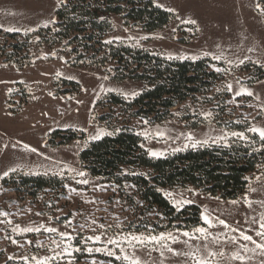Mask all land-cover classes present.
Wrapping results in <instances>:
<instances>
[{
  "label": "rangeland",
  "instance_id": "obj_1",
  "mask_svg": "<svg viewBox=\"0 0 264 264\" xmlns=\"http://www.w3.org/2000/svg\"><path fill=\"white\" fill-rule=\"evenodd\" d=\"M162 3L165 7L176 10L173 13V20L165 28L151 32L139 27L126 26L124 21L115 15L111 17L113 31L108 39L116 36L137 38L146 36L148 38L140 40L136 48L145 49L165 59H168L169 54L174 60L181 61L210 59L213 64L207 69L208 72L217 73L215 67H228L231 71L226 75L217 73L221 76V79L216 81L217 84L203 88L195 98L200 101L194 102L195 99L189 98L180 103L177 109L173 110L174 117L155 122L149 120L152 116L143 118L151 122L146 127L153 130L157 126L162 129H171L172 135L186 130H193L198 134L208 132L207 122H203L200 116H194L193 110L212 111L215 117L212 125L217 129L227 126L232 130L243 131L248 126V122L264 126V77L254 81L257 77L254 72L255 67H261L264 70V12L261 11L264 4L259 2L261 8H257V0H162ZM61 5L58 0H0V212L9 213L7 217L0 216V221H3L0 222V264H24L22 257L25 255L29 257L51 255L47 251L48 248L55 247L51 240L59 239L55 234L50 236L45 232L40 234L13 232L12 228L17 224L21 227L51 224L61 231L69 232L74 227L79 233L77 236L79 241L80 236L91 234L89 225L93 220L97 224L92 227H98L100 224L111 225L110 233L122 230L125 234L135 231L129 228L132 222L144 221L149 224L162 221L158 210L148 213L146 207L138 201L132 185L119 186L104 182L82 166V152L92 143L106 137L92 140L90 136L101 129L114 132L107 123L117 127L128 124L135 127L138 132L145 127L140 123L142 118L129 119L117 106L99 105L109 95H119L116 92L101 91L100 86L125 91L137 90L141 93L144 84L132 80L123 82L113 80L111 75L114 73V63L106 66L107 72L103 68L89 66L85 61L78 66L69 64L68 60L71 56L66 52L69 50L65 48L67 40L51 45L52 38L43 35V30L54 27L55 24H48L47 27L44 25L52 18L57 21V12ZM182 19H196L199 30L195 25L182 23ZM6 28H18L20 31L8 32L4 30ZM5 34H17L19 37L13 39ZM31 35L35 37L28 42L27 47L17 48L24 42L23 38ZM42 36L50 39H44ZM133 43L134 41L127 39L123 42L129 46ZM81 51L88 55L92 54L85 49ZM205 51L213 54L223 51L224 56L234 63L226 65L223 61H214L210 57L203 56ZM27 53L28 57L24 60L18 62L12 60V57L20 58ZM51 53L56 55L52 56ZM183 56L198 58H177ZM241 59L245 60L242 65L238 63ZM254 61L256 63H253ZM248 65L254 68H245ZM105 75L109 77L107 81L100 79ZM67 77H73V79ZM237 79L242 81L244 86L254 93V96L236 97L235 102L229 103V100L233 99V93L224 89L227 83H232L235 90L239 86L236 84ZM72 84L75 86H70ZM222 91L229 93L230 96H225L226 93H223L215 98V95ZM213 96L214 101L204 102L207 101L205 99ZM219 103L223 104L221 107L223 111H220V107L218 110ZM105 113H109L110 118L107 122H102L101 116ZM177 113L179 115H176ZM188 115L189 120H182ZM237 120L241 123H235ZM196 123L199 125L194 127ZM231 124L241 126L242 130L232 128ZM68 125L71 127H67ZM56 132H61L63 135L76 133L79 138L59 144L62 138L55 139ZM179 143V141H170L166 144L156 140L149 143L143 138V144L148 147L165 151V156L161 158L179 153L171 152V148L178 146ZM25 144L36 148L37 152L33 153L25 149ZM191 149L189 147L187 150ZM45 157H51V159H45ZM53 161H60L63 164H56ZM63 165L86 172L89 183L77 184L71 178L75 175L72 172H65L63 179L59 175L52 174L60 172ZM13 167L18 170L3 177V172ZM262 171H264V158L257 170L248 176L252 178V186L258 191L249 192L247 188L246 193L234 199L220 198L217 201L212 199L217 196L194 187L162 188L161 191L163 194L169 191L184 192L187 197L195 199L196 203L193 205L200 208V214L203 206H207L209 210H215L216 214L221 215V218L234 226H237L236 221H240L245 230L250 227L258 228V225L251 224V218L253 216L259 218L264 208L254 203L253 209H248L243 202L237 205L229 202L240 200L245 194L253 201L264 199V192L259 191L261 184L255 180L256 176H261ZM45 172L47 175L44 174ZM136 172L148 174L145 168L137 169ZM18 174L56 176L64 181V187L57 191L44 190L37 196H33L28 189H20L16 184L2 185L4 179ZM189 188L195 189L200 195L192 196V193L185 191ZM37 213L41 215H36ZM245 220L249 223L245 224ZM117 223L121 224V228L115 227ZM80 225H84V229H80ZM249 234L254 235V233ZM13 239L24 247L13 244ZM27 241L32 243L28 244ZM38 243L44 244L45 247H38ZM78 246L83 249V242L80 241ZM173 247L178 250L184 248L182 244H175ZM228 250L226 247L225 251ZM82 252L85 251L79 253ZM85 255L86 260L78 262V254L74 253V264H92L93 260L97 264H115L104 262L101 256L106 255L101 253L89 255L85 252ZM138 255L145 264H159L162 259L164 264H184L185 260L183 257H174L170 253H166L165 258H162L159 251H153L150 254L142 251ZM260 259L259 256L255 257L253 264H259ZM117 261L121 264V261Z\"/></svg>",
  "mask_w": 264,
  "mask_h": 264
},
{
  "label": "trees",
  "instance_id": "obj_2",
  "mask_svg": "<svg viewBox=\"0 0 264 264\" xmlns=\"http://www.w3.org/2000/svg\"><path fill=\"white\" fill-rule=\"evenodd\" d=\"M259 2L264 4V0ZM115 15L126 26L151 32L165 28L174 17L173 13L157 8L154 0H68L58 9L54 27L43 30V35L52 38L51 45L67 40L65 48L69 49L66 52L71 56L68 62L72 66L82 65L85 61L89 66L103 68L107 72L106 66L114 63V73L110 74L113 80H132L144 84L140 95L133 100L112 94L99 105L117 106L129 119L152 116L149 120L163 121L175 116L173 110L180 103L189 98H197L203 88L213 86L221 79L217 73L207 71L213 64L210 59L169 60L119 41L111 45L105 44L104 41L108 40L113 31L111 17ZM53 30L55 31L51 33ZM5 35L13 39L19 37L17 34ZM34 37L35 35H31L23 38L24 42L17 48L27 47ZM83 49L92 54L83 53ZM27 57L28 53L20 58L12 57V60L18 62ZM251 67L248 65L245 68ZM254 72L257 76L254 81L264 77L261 67H255ZM223 93L226 92L217 93L215 98ZM227 95L230 96L229 93L225 96ZM215 98L208 97L204 102L210 103ZM196 101L200 99H195L194 102ZM217 107L223 111V104L219 103ZM189 117L184 116L182 120L187 121ZM109 118V113H105L101 116V121L107 122ZM107 125L114 129V135L106 136L85 149L81 155L82 166L104 182L134 186L138 201L146 207L148 213L154 210L161 213L160 222L130 223L129 228L138 232L147 231L149 227L153 232L177 228L189 230L201 223L200 208L197 205H188L182 212H177L162 193V188L194 187L224 200L234 199L246 193L249 181L245 178L257 170L264 158V151L253 152L250 147L237 142L230 148L204 146L156 159L141 148L143 138L136 134L138 131L135 127L128 124L121 127ZM198 125L196 123L194 127ZM230 126L237 130L242 128L235 124ZM116 129L119 131H115ZM59 137L62 138L59 144L79 138L76 133L63 135L56 132L54 138ZM141 168L147 169L146 176L130 174ZM11 184L18 185L20 189H28L33 196L44 190L57 191L64 187V181L59 177L45 175L18 174L2 181V185ZM77 254L78 262L86 260L85 252ZM101 258L104 262L118 264L113 257Z\"/></svg>",
  "mask_w": 264,
  "mask_h": 264
},
{
  "label": "snow or ice",
  "instance_id": "obj_3",
  "mask_svg": "<svg viewBox=\"0 0 264 264\" xmlns=\"http://www.w3.org/2000/svg\"><path fill=\"white\" fill-rule=\"evenodd\" d=\"M58 2L63 5L66 3V0H58ZM154 2L156 3L157 8H165L166 11L171 13H175L176 11L174 8L165 7L162 0H154ZM256 7L261 8L259 0H257ZM261 11L264 12V8H261ZM181 22L195 25L199 30L198 21L196 19H182ZM55 23V19L52 18L45 22L44 26L47 27L48 24ZM4 30L8 32L20 31L18 28H6ZM125 31H127V29H125ZM173 31H175V29H173ZM147 38L148 37L146 36H140L138 38L135 36H116L104 41V43L108 45L117 41L123 43L125 39H127L134 41L131 45L132 47H137L139 46L140 40H145ZM51 55L55 56L56 53H51ZM203 56L210 57L217 62L223 61L226 65H232L234 63V61L224 56L223 51H219L217 54L205 51ZM167 58L173 59V56L169 54ZM177 58L195 59L198 57L183 56ZM64 62L67 63V61ZM238 63L242 65L245 63V60L241 59ZM253 63L256 62L254 61ZM109 71H111V69H109ZM215 71L226 75L230 73L231 69L228 67H215ZM57 75L61 74L57 73ZM67 78L73 79V77ZM100 79L107 81L109 77L105 75ZM236 84L239 86L235 90L233 89L232 83H227L225 86V91L233 93V99L229 100V103L235 102L236 97L254 96V93L246 88L239 79L236 80ZM100 90L116 92L119 95L124 96L125 99H134L137 95H140V92L137 90L125 91L118 88H105L104 85L100 86ZM85 91L87 90L85 89ZM217 91H220V89H217ZM69 99L73 98L69 97ZM77 103H82V101H77ZM237 106H239V104ZM176 115L179 114L177 113ZM193 115L200 116L202 117L203 122H207L209 129L208 132L198 134L193 130H186L176 132L175 135H172L171 129H162L159 126L154 130L147 128L146 126L151 122L142 118L140 123L145 127L136 134L142 136L149 143H151L152 140H156L157 142L163 141L166 144L170 141H179L180 143L178 146L171 148L172 153L187 150L189 147L197 149L199 147L211 145L230 148L237 142H242L245 147H250L253 152L264 151V126L248 122V126L243 131L232 130L227 126L217 129L212 125V122L215 119L212 111L193 110ZM235 123L239 124L241 121L237 120ZM67 127H71V125H68ZM81 131H86V129H81ZM115 131H119V129H116ZM112 135H114V132L101 129L98 130L96 134L91 135L90 139L99 140L103 136ZM140 146L141 148H144L152 158L159 159L165 156V151H157L154 148L148 147L146 144H141ZM24 148L33 153L37 152L36 148L30 147L27 144L24 145ZM45 159H51V157H45ZM53 162L56 164H63V162L60 161ZM17 170V168L13 167L4 171L2 175L3 177H7L10 173H15ZM65 172L74 173L75 175L71 178L75 180L77 184L87 185L89 183L86 172L77 170L68 165H63L60 172H53L52 174L59 175L63 179ZM35 174L39 175L40 173ZM44 174L47 175V172ZM130 174L147 175L145 173L137 172H131ZM245 179L246 181H249V192H257L258 189L252 186V178L246 177ZM255 180L261 184L259 191L264 192V171H262L261 176H256ZM65 187H69V185H65ZM71 190L75 191V189ZM158 191L160 190L158 189ZM185 191L192 193V196L200 195L195 189L189 188ZM164 195L177 212H182L185 206L196 203L195 199L187 197L184 192L169 191L165 192ZM212 199L219 201L220 197H212ZM241 202H243L248 209H253L254 203L258 204L261 208H264V199L253 201L247 194H245L240 200H232L229 203L237 205ZM8 215L9 213L7 212H0V216L7 217ZM36 215H41V213H37ZM157 215L160 214L157 213ZM200 221L201 223L199 226L193 227L189 230H180L177 228L175 231H162L154 234L149 227L147 232L130 231L125 234L122 230L110 233L109 229L112 228L111 225L105 226L104 224H100L98 227H92V225L97 224V222L93 220L91 225H89L91 234L80 236L79 241L77 240L79 233L74 227L72 231L69 232L61 231L59 228L51 224H36L35 226L25 227H21L17 224L12 228V231L36 234L45 232L50 234V236L51 234H55L59 237V239L51 240V243L55 246L47 249L51 255L45 254L43 256L31 257L25 255L22 257L24 264H74V253H79L81 251H85L89 255H92L93 253H101L109 257H115L116 260L121 261V264H145L138 255V253L142 251L149 254L153 251H159L162 258H165L166 253H170L174 257H183L185 258L184 264H233V262H236V264H253V260L257 256L261 257L259 264H264V212L260 214L259 218L255 216L251 218V224L258 225V228L250 227L247 230L243 228L240 221H236L237 226H234L226 219L221 218V215L216 214L215 210H209L207 206H203L202 208ZM8 223H11V221H8ZM244 223L247 224L249 221L245 220ZM84 227V225H80V229H84ZM115 227L121 228V224L117 223ZM217 229L219 231H216ZM249 233H254V235ZM80 241L83 242V249L78 246ZM12 243L18 244L19 247H24L23 244H19L15 239L12 240ZM27 243L31 244L32 241H27ZM175 244H182L184 248L178 250L173 247ZM38 247L44 248L45 245L38 243ZM226 247L229 249L227 252L225 251ZM9 259H13V257H9ZM92 264H97V262L93 260ZM159 264H164V260L162 259Z\"/></svg>",
  "mask_w": 264,
  "mask_h": 264
}]
</instances>
